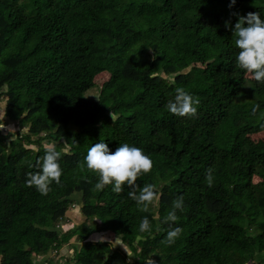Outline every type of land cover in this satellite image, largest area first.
I'll return each mask as SVG.
<instances>
[{"label":"trees","instance_id":"obj_1","mask_svg":"<svg viewBox=\"0 0 264 264\" xmlns=\"http://www.w3.org/2000/svg\"><path fill=\"white\" fill-rule=\"evenodd\" d=\"M228 4L0 0V100L26 129L0 128V264H38L49 253L47 264H264V138H251L264 135V83L246 78L224 26L234 13L264 17V0ZM178 87L199 99L194 115L168 110ZM100 139L151 155L152 169L135 182L137 192L147 183L159 192L147 211L126 183L121 192L95 188L84 156ZM49 148L61 153L63 172L42 194L27 180ZM76 193L88 222L57 230ZM178 195L183 210L166 221ZM143 216L150 232L139 229ZM169 225L182 227L171 243ZM102 232L133 258L90 240ZM65 246L72 256H60Z\"/></svg>","mask_w":264,"mask_h":264},{"label":"clouds","instance_id":"obj_2","mask_svg":"<svg viewBox=\"0 0 264 264\" xmlns=\"http://www.w3.org/2000/svg\"><path fill=\"white\" fill-rule=\"evenodd\" d=\"M236 0H229L228 7L232 8ZM237 19L234 25L225 20V28H231L235 36V45L239 49L235 60L238 66L250 73L252 78L264 83V17L260 12L249 11L243 15L234 13ZM199 99L183 88H176L175 95L167 101L168 110L179 116L194 115L197 111ZM259 104H253L252 113L259 108ZM61 153L53 148H49L42 158H38L36 172L29 173L27 183L34 185L42 194L50 190L51 183H59L63 172L60 165ZM86 167L98 174L95 184L97 190L103 189L106 185L112 184L115 192H121L125 183L132 190L128 196L134 199L143 210L147 211L148 204L154 199H158L159 192L156 185L152 183L144 184L137 192L136 179L148 173L153 167V160L142 147L135 144L120 143L115 150H110L105 140H98L93 143L84 156ZM211 169L207 175L211 182ZM184 207L183 195L176 196L172 201L171 210L168 212L166 221H175L177 211H182ZM155 218V217H154ZM141 232L152 229V224L148 216H143L139 223ZM182 231L180 225L172 227L169 225L167 237L169 243Z\"/></svg>","mask_w":264,"mask_h":264},{"label":"rangeland","instance_id":"obj_3","mask_svg":"<svg viewBox=\"0 0 264 264\" xmlns=\"http://www.w3.org/2000/svg\"><path fill=\"white\" fill-rule=\"evenodd\" d=\"M107 74L103 73L100 74L96 77L95 81L96 84L99 86L103 84V82L107 79ZM246 78L249 81H253L254 79L252 78L250 73H247ZM19 82L24 83L25 79L23 77L19 78ZM98 95V90L93 89L90 93L89 96L96 98ZM5 109H6V101L0 100V128L4 133L10 132V131H25L26 129H23L19 126L18 121H11L5 116ZM252 139L254 140H259L264 138V135H254L251 136ZM72 199L75 200L76 205L74 206V209L68 212V220L66 222L61 223L58 227L57 230L60 231H67L71 228H73L75 225H81L85 222H88L86 217L83 216L80 208L82 205V194L76 193L72 196ZM91 241H98V242H108L113 244L115 247L121 248L125 253H127L129 256L133 258V254L130 252L128 247L122 243L120 239H114L113 236L109 233H98L94 234L90 237ZM55 254L54 253H49L47 256H44L43 258H36L38 264H47L48 258H52ZM60 256L68 257L72 256V250L70 247L65 246L61 251H60Z\"/></svg>","mask_w":264,"mask_h":264},{"label":"water","instance_id":"obj_4","mask_svg":"<svg viewBox=\"0 0 264 264\" xmlns=\"http://www.w3.org/2000/svg\"><path fill=\"white\" fill-rule=\"evenodd\" d=\"M83 206V204L81 205V207Z\"/></svg>","mask_w":264,"mask_h":264},{"label":"bare ground","instance_id":"obj_5","mask_svg":"<svg viewBox=\"0 0 264 264\" xmlns=\"http://www.w3.org/2000/svg\"><path fill=\"white\" fill-rule=\"evenodd\" d=\"M92 244V243H91Z\"/></svg>","mask_w":264,"mask_h":264}]
</instances>
